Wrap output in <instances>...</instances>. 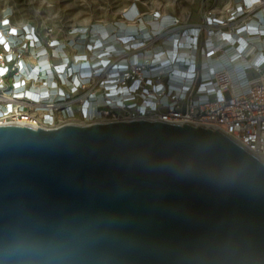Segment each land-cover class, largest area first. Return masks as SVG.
Here are the masks:
<instances>
[{
	"label": "water",
	"instance_id": "obj_1",
	"mask_svg": "<svg viewBox=\"0 0 264 264\" xmlns=\"http://www.w3.org/2000/svg\"><path fill=\"white\" fill-rule=\"evenodd\" d=\"M0 264H264V161L191 124L0 125Z\"/></svg>",
	"mask_w": 264,
	"mask_h": 264
},
{
	"label": "built area",
	"instance_id": "obj_2",
	"mask_svg": "<svg viewBox=\"0 0 264 264\" xmlns=\"http://www.w3.org/2000/svg\"><path fill=\"white\" fill-rule=\"evenodd\" d=\"M226 1L195 23L156 15L135 29L93 25L62 35L15 24L13 9L2 10L0 125L149 119L218 130L263 154L264 0ZM244 63L234 82L228 68Z\"/></svg>",
	"mask_w": 264,
	"mask_h": 264
},
{
	"label": "rangeland",
	"instance_id": "obj_3",
	"mask_svg": "<svg viewBox=\"0 0 264 264\" xmlns=\"http://www.w3.org/2000/svg\"><path fill=\"white\" fill-rule=\"evenodd\" d=\"M226 3V0H0V12L12 8L15 24L30 23L42 34L51 28L62 35L71 27L96 25L110 30L116 24H142L149 20L148 16L166 17L165 14L195 23L208 10H221ZM129 8H136L135 16H129Z\"/></svg>",
	"mask_w": 264,
	"mask_h": 264
},
{
	"label": "bare ground",
	"instance_id": "obj_4",
	"mask_svg": "<svg viewBox=\"0 0 264 264\" xmlns=\"http://www.w3.org/2000/svg\"><path fill=\"white\" fill-rule=\"evenodd\" d=\"M129 10H130V14H129V16H135V14H136V8L134 9V8H129ZM124 11V9H122L120 12H123ZM165 16H167V17H169L170 15H168V14H165ZM170 18V17H169ZM131 19V18H130ZM147 19H149L148 21H150L151 22V16H148L147 17ZM88 22V21H87ZM19 23H21V22H19ZM138 23H140V22H138ZM143 25H145L146 24V22H143L142 23ZM140 24H135L134 22H132V23H129V24H126V23H124L123 22V24L121 25L122 26V28H126V26L127 27H129V28H131V29H135V28H138V27H140L139 26ZM104 33L107 35V30H105L104 31ZM115 40H118V37L116 36V37H114V38H112V40H110V41H115ZM106 44H107V46L108 45H110V42L109 41H106ZM92 49H93V47H91ZM100 51H102V48H99L98 50H97V52H100ZM233 53V51H229L228 52V59H229V61L230 62H233V60L234 59H236L237 58V53L235 54V55H232L231 56V54ZM66 57H68V55L66 56ZM247 64H249V63H244V64H242V65H240L238 68L237 67H235L234 65L232 66V67H229L228 68V71H230V76H231V78H232V80H234V82H238V80H240L239 78H240V74H239V71H242L243 70V67L245 66V65H247ZM79 65H81V63H79ZM98 70L97 71H99V72H102V70H103V67L101 66V67H99V68H97ZM104 72H106V70L104 71ZM94 113V112H93ZM40 114H42V116H48V114H45L44 112H41ZM87 115H88V117L90 116V112L87 110ZM58 119H62V117H58ZM256 155H259V154H257L256 153ZM259 157L261 158V160H263L264 161V153L263 154H261V155H259Z\"/></svg>",
	"mask_w": 264,
	"mask_h": 264
}]
</instances>
